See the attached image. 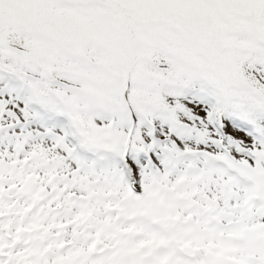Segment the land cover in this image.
I'll list each match as a JSON object with an SVG mask.
<instances>
[{"label": "snow or ice", "instance_id": "6c2138e0", "mask_svg": "<svg viewBox=\"0 0 264 264\" xmlns=\"http://www.w3.org/2000/svg\"><path fill=\"white\" fill-rule=\"evenodd\" d=\"M0 264H264V0H0Z\"/></svg>", "mask_w": 264, "mask_h": 264}]
</instances>
